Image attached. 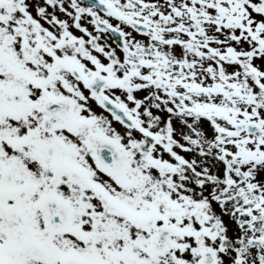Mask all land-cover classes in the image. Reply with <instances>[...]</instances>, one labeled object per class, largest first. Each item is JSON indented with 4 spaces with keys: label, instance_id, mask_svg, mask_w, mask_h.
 Returning <instances> with one entry per match:
<instances>
[{
    "label": "snow or ice",
    "instance_id": "1",
    "mask_svg": "<svg viewBox=\"0 0 264 264\" xmlns=\"http://www.w3.org/2000/svg\"><path fill=\"white\" fill-rule=\"evenodd\" d=\"M0 264H264V0H0Z\"/></svg>",
    "mask_w": 264,
    "mask_h": 264
},
{
    "label": "flooded vegetation",
    "instance_id": "2",
    "mask_svg": "<svg viewBox=\"0 0 264 264\" xmlns=\"http://www.w3.org/2000/svg\"><path fill=\"white\" fill-rule=\"evenodd\" d=\"M78 34V33H77Z\"/></svg>",
    "mask_w": 264,
    "mask_h": 264
}]
</instances>
